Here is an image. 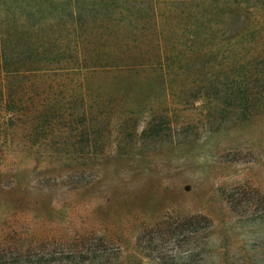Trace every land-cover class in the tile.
Instances as JSON below:
<instances>
[{"label":"rangeland","instance_id":"374dc122","mask_svg":"<svg viewBox=\"0 0 264 264\" xmlns=\"http://www.w3.org/2000/svg\"><path fill=\"white\" fill-rule=\"evenodd\" d=\"M241 12L255 40L189 48L177 34L174 80L150 70L146 87L143 74L83 78L90 94L101 83L109 97L118 81L137 85L121 106L138 109V124L115 122L91 148L50 118L53 80L20 82L23 102H45L46 118L28 104L9 120L0 105V264H264V113L226 120L181 94L201 70L209 76L264 46V7ZM164 114L171 131L148 137L144 119L160 115V124Z\"/></svg>","mask_w":264,"mask_h":264},{"label":"trees","instance_id":"16d2710c","mask_svg":"<svg viewBox=\"0 0 264 264\" xmlns=\"http://www.w3.org/2000/svg\"><path fill=\"white\" fill-rule=\"evenodd\" d=\"M257 7L263 8L264 0H0V105L4 117L16 119L23 109L26 113L33 106L39 122L44 121L46 103L34 104L30 99L27 107L20 82L49 77L55 95L53 107L48 108L50 118L57 126L72 129L70 139L75 145L85 141L91 148L97 135L115 122H135L129 127L138 124V109L126 114L121 106L123 96L137 91L129 78L143 74L140 81L146 87L148 70L162 79L179 76L180 63L168 47L177 38L183 37L189 48L228 44L234 38L245 43L255 40V33L245 31L248 16L241 11L247 15L248 8ZM245 55L229 68L217 66L209 76L201 70L197 85L193 83L188 93L185 89L181 94L186 93L191 102L199 100L226 120L244 122L263 114L264 46L249 49ZM203 58L209 62L214 56L205 54ZM96 73L104 74V79L115 74V79L126 77L131 82L118 81L112 97L102 93L101 83L90 94L83 78ZM84 96L90 99L87 107ZM63 98L69 103L63 104ZM159 118L163 117L147 115L144 119L143 132L148 137L171 131V117L164 114V123L158 124Z\"/></svg>","mask_w":264,"mask_h":264}]
</instances>
